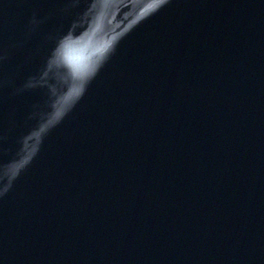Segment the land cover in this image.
<instances>
[{
  "label": "water",
  "instance_id": "1",
  "mask_svg": "<svg viewBox=\"0 0 264 264\" xmlns=\"http://www.w3.org/2000/svg\"><path fill=\"white\" fill-rule=\"evenodd\" d=\"M264 0H0V264H48L143 171Z\"/></svg>",
  "mask_w": 264,
  "mask_h": 264
}]
</instances>
